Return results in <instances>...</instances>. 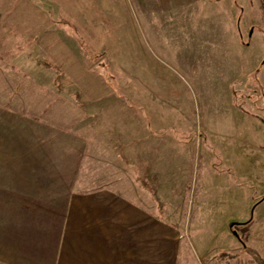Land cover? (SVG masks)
Returning a JSON list of instances; mask_svg holds the SVG:
<instances>
[{
  "label": "rangeland",
  "instance_id": "1",
  "mask_svg": "<svg viewBox=\"0 0 264 264\" xmlns=\"http://www.w3.org/2000/svg\"><path fill=\"white\" fill-rule=\"evenodd\" d=\"M261 1L0 0V264L264 257Z\"/></svg>",
  "mask_w": 264,
  "mask_h": 264
},
{
  "label": "crops",
  "instance_id": "2",
  "mask_svg": "<svg viewBox=\"0 0 264 264\" xmlns=\"http://www.w3.org/2000/svg\"><path fill=\"white\" fill-rule=\"evenodd\" d=\"M87 231L86 229L78 230V228H73L67 234L69 246L63 252L67 256V262L58 260L51 264H96L93 261L97 262L98 260L101 261L99 264H135L133 263L135 261V253L130 252V249H113L114 251L111 249L109 251L110 248L103 246L104 243H107V232L102 233L95 230L88 233ZM109 252L111 254L110 257H108ZM35 257L38 258L41 255L35 254Z\"/></svg>",
  "mask_w": 264,
  "mask_h": 264
},
{
  "label": "trees",
  "instance_id": "3",
  "mask_svg": "<svg viewBox=\"0 0 264 264\" xmlns=\"http://www.w3.org/2000/svg\"><path fill=\"white\" fill-rule=\"evenodd\" d=\"M261 18L264 20V0L261 1ZM100 19H102L103 21H106L108 19L107 16H105L103 13L99 15ZM241 243L243 245V249L248 252L254 259V261L256 262V264H264V257H262L255 248H253L252 246H250L245 238H241ZM222 254H226V255H234V254H229V253H225L223 252Z\"/></svg>",
  "mask_w": 264,
  "mask_h": 264
}]
</instances>
